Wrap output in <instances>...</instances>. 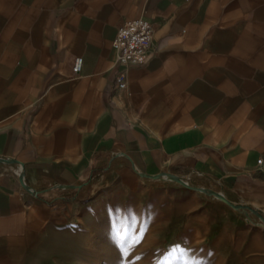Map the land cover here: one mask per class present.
Here are the masks:
<instances>
[{
    "label": "crops",
    "instance_id": "0c3cea01",
    "mask_svg": "<svg viewBox=\"0 0 264 264\" xmlns=\"http://www.w3.org/2000/svg\"><path fill=\"white\" fill-rule=\"evenodd\" d=\"M136 18L153 40L125 67ZM165 173L264 222V0H0V264H48L84 203Z\"/></svg>",
    "mask_w": 264,
    "mask_h": 264
},
{
    "label": "rangeland",
    "instance_id": "374dc122",
    "mask_svg": "<svg viewBox=\"0 0 264 264\" xmlns=\"http://www.w3.org/2000/svg\"><path fill=\"white\" fill-rule=\"evenodd\" d=\"M169 176L84 203L66 233L44 242L48 264H264L243 231L264 222L221 200L200 176Z\"/></svg>",
    "mask_w": 264,
    "mask_h": 264
},
{
    "label": "built area",
    "instance_id": "2783aa9c",
    "mask_svg": "<svg viewBox=\"0 0 264 264\" xmlns=\"http://www.w3.org/2000/svg\"><path fill=\"white\" fill-rule=\"evenodd\" d=\"M153 35V24L143 18L124 21L119 26L117 35L113 41V48L117 52L118 63L125 67L144 65L148 60V51L153 40ZM82 62V57L76 59L74 65V72L76 74H79L81 71ZM119 86H125L123 76L120 77ZM261 161L259 160V163ZM183 179L186 178L183 177Z\"/></svg>",
    "mask_w": 264,
    "mask_h": 264
},
{
    "label": "water",
    "instance_id": "95a60500",
    "mask_svg": "<svg viewBox=\"0 0 264 264\" xmlns=\"http://www.w3.org/2000/svg\"><path fill=\"white\" fill-rule=\"evenodd\" d=\"M163 175H165V174L159 175V176H157L156 178L161 177V176H163ZM177 181L180 182V183H183L182 180H180V179H178ZM219 198H220L221 200H223L224 202H227V203L231 204L230 201H229L224 195H220Z\"/></svg>",
    "mask_w": 264,
    "mask_h": 264
},
{
    "label": "bare ground",
    "instance_id": "6f19581e",
    "mask_svg": "<svg viewBox=\"0 0 264 264\" xmlns=\"http://www.w3.org/2000/svg\"><path fill=\"white\" fill-rule=\"evenodd\" d=\"M170 176L169 177H171V178H173V179H179V178H177L176 176H172L171 174H169ZM181 180V179H180ZM182 182H185V181H182Z\"/></svg>",
    "mask_w": 264,
    "mask_h": 264
}]
</instances>
